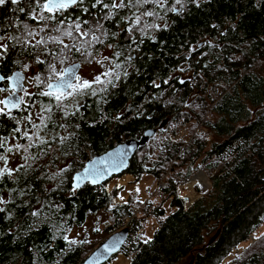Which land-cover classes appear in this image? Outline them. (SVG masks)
Returning a JSON list of instances; mask_svg holds the SVG:
<instances>
[{
	"label": "trees",
	"instance_id": "16d2710c",
	"mask_svg": "<svg viewBox=\"0 0 264 264\" xmlns=\"http://www.w3.org/2000/svg\"><path fill=\"white\" fill-rule=\"evenodd\" d=\"M94 2L84 0L62 16L57 14L65 20L59 26L61 31L80 22L81 32H89L81 36L73 28L71 37L62 36L72 46L64 52L59 51L62 45L51 41L44 51L43 45L32 47L9 39L25 35L24 24L27 31L39 33L29 38L33 45L42 37L60 35L50 30L57 26L55 21L40 32L44 22L16 10L36 9L38 16L35 0H21L18 5L7 0L0 6V36L5 37L0 44L8 45L7 53L0 57L4 81L20 70L26 78L39 74L48 83L49 63L59 70L79 62L81 69V63L105 52L113 70L120 73L119 80L115 71L107 78L113 80L114 88L109 84L101 93L104 85L96 84V96L65 101L64 110L70 112L77 103L82 105L75 117L64 118L54 100L37 94L41 91L32 95L40 108L52 107L51 113L38 107L43 117H51L45 120L48 127L41 126L39 133L47 137L49 145L35 142L37 146L27 152L19 150L25 154L13 168L19 171L0 180V197L7 202L0 203L4 209L0 212V264H79L103 238H71L75 229L101 210L108 214L105 236L125 224L134 205L141 202L138 198L135 201L126 194L124 186L108 191L105 182L96 186L85 183L75 189L72 176L89 157L139 138L150 129L155 133L136 150L124 173L132 174L139 185L149 177L155 185L162 179L165 186H154L143 196L139 189L141 198L155 194L145 202L138 219H131L130 227H143L151 219L155 226L144 238L143 229L132 260L125 264H222L235 246L248 244L250 234L256 242L246 245L237 264H264V237L256 234L264 223V0H180L178 4L166 0L163 7L147 4L139 11L133 7L111 9L116 14L112 20L102 19L109 9H91ZM104 2L111 4L112 0ZM86 7L89 13L81 10ZM173 7L176 12L169 10ZM145 10L155 15L142 16L140 27H160L146 28V34L134 31L133 42L125 30L134 21L133 13L140 15ZM115 52L122 55L117 57ZM37 56L45 63H36ZM117 63L120 69H115ZM38 87L46 90L45 84ZM17 119L28 124L17 109L10 116L0 115L4 142L0 155L16 144L30 143L13 131ZM38 122L40 125L41 120ZM184 126L197 132L189 145L187 132L180 133ZM180 135V142L175 143L173 137ZM59 137L68 139L61 143ZM183 147L186 150L180 153ZM197 168L206 174L212 188L187 204L178 192L179 185ZM119 196L123 202L114 203ZM33 211L39 215L32 216ZM147 238L150 242L145 244ZM72 240L77 243L70 244Z\"/></svg>",
	"mask_w": 264,
	"mask_h": 264
},
{
	"label": "snow or ice",
	"instance_id": "6c2138e0",
	"mask_svg": "<svg viewBox=\"0 0 264 264\" xmlns=\"http://www.w3.org/2000/svg\"><path fill=\"white\" fill-rule=\"evenodd\" d=\"M164 2H166V0H112L111 4L105 3L104 0H95L94 3L91 4V9H95L97 8V6H100L101 10L104 9H109V11L107 13H105V15L102 17V19H107V20H112L115 18V13L111 11V9H123V8H128V7H133L136 8L137 11H139V8L144 7V5L147 4H153V5H159L161 7H163ZM7 3V0H0V6L5 5ZM11 3L14 5H18L21 3V0H11ZM84 3V0H43V2L41 3V0H35V4L37 6V8L39 9V15L37 16L36 14V9H29L26 12L25 8H17V11H20L22 13H25L26 15L29 16V18L36 20L38 22L42 21L44 22V26L40 28V32L45 31L46 28L49 27V22L51 21H55L56 22V27L51 28L50 30L53 32H57L60 33V35H54V36H49L47 40H45L43 37L41 39L35 40V44L33 45L31 43V40L29 39L34 38L35 35H38L39 33L35 32V31H27L28 29V25L24 24L23 27L25 29L26 34L25 35H21V36H17V37H9V39H14L16 41V44H21V45H31L32 47H39L41 45L44 46V51H48L47 49V44L49 41H51L53 44L56 45H62L63 47L60 48V52H64L65 50L70 49V45L65 44L63 39L61 38L62 36H68L71 37L73 35V31L72 29L74 28V30L79 33L81 36H88L89 32H81V24L80 22H73L72 24H69L67 26V28L64 31H61V28L59 27L60 25H64L65 24V20L64 19H58L57 18V14H60L61 16L63 15L64 12L68 11L71 8H75L78 5H82ZM176 3H180V0H176ZM84 13H89L90 12V8H82L81 9ZM170 11L176 12L177 9L176 8H171L169 9ZM45 13H47V15H45ZM155 13L153 11H147L145 10L143 13H141L140 15H136V13H133V17H134V21L132 23L131 26H129L125 31L129 34V38L133 39L134 41V37H132V33L134 31H140L142 34H146L145 33V29L146 28H156L159 29V25H149V24H144L143 27H140L141 23H142V16H154ZM124 19V18H121ZM128 19H132V18H128ZM83 23L87 24L88 21H83ZM98 26L102 27V25ZM165 27H167V25H165ZM113 35H118V33H113ZM93 40L98 39L97 37L93 36L92 37ZM5 37L4 36H0V41L4 40ZM102 42V41H101ZM13 47H15V45H13ZM111 47V45H110ZM0 49H3L2 52H0V57H3L7 51H8V45L7 44H0ZM76 51H80V49H76ZM49 55H52L51 52H49ZM86 55H91L90 53H86ZM115 56L119 57L122 55L121 52H115L114 53ZM105 59H108L107 57H105ZM129 60L133 59V57H128ZM63 60H60V63H63ZM17 63H19V61H17ZM36 63L38 64H44L45 61L41 60L39 58V56L36 57ZM97 63H103L102 61H97ZM28 65H24V68L27 69ZM48 67V71H49V75L46 77V79L48 80V83L46 84V90L45 91H41L39 93H37L40 96H44V97H49L52 100H54L56 102V107L58 109L61 110L62 112V116L64 118H68V117H75L80 113V108L82 107V105L78 104L75 107L74 111H66L64 110V102L69 100L70 98H75L76 96H84V95H91V96H96L97 95V91L93 88V85L96 84H100V85H104V87L100 88V92L104 93L107 91V86L110 84L113 88L116 86L115 83L113 82L112 79H102V77H111L114 73L115 70L110 69L108 71H105L99 75H96L91 81L90 80H86V79H82V77H80L79 75H77V71H78V65L77 64H72L70 67L68 68H64L62 70H57V66L55 64H51L49 63L47 65ZM121 68V64L117 63L115 64V69H120ZM183 71V69H181ZM123 75L125 77L128 76L127 72H124ZM4 77L0 76V80H3ZM8 79H13V77H8ZM15 79L17 82H19L21 79H23L22 74L21 73H16L15 74ZM115 79L119 80L120 79V73L118 71H115ZM34 80L36 81L37 85H44L45 81L41 79L40 75L37 74L34 77ZM168 81H164V83H167ZM181 83H183V81H181ZM154 87L159 88L160 85L155 84V82H153ZM2 90V89H0ZM16 89H13V93L15 94ZM25 95H32L31 93H27L25 92ZM23 103V97H18V102H12L11 100L8 101H3L0 100V104H5L6 106L10 104L11 108H19L20 104ZM42 111H46L48 113H51L52 111V107L51 105H49L46 108H43ZM0 115H9L10 113H5L3 108H0ZM12 119H15L14 117H11ZM24 119H26L32 126V128L36 129L35 132H33L32 134H29L28 131H25L22 133L23 138H26L28 141H30V143L27 144V146L25 145H21V144H16L13 147H9L6 149L7 152H12L13 148H15V150L19 151L21 149H23L25 152L28 151L29 148H32L34 146H37L35 144L34 141V137L38 140L39 145L40 146H45V145H49V141L45 140L43 137L40 136V128L41 126H43L44 128H47L48 125L45 123V120H50L51 117H40L41 120V124L37 125L35 123H32V116L28 115L27 117H25ZM117 120L120 119L119 116L116 117ZM54 123V122H53ZM60 127H64L63 124L60 125ZM76 127H79V125H76ZM16 133H19L21 130L19 127L15 128L13 130ZM55 139V138H54ZM60 142L64 143L65 140L68 139V137H59ZM4 147V142L2 139H0V148ZM25 160L28 159L27 156L24 157ZM35 158V157H34ZM0 160L4 161L5 163V167L4 168H0V180H2L5 176L11 177L14 171H19V168L17 169H12L7 167V162H8V158L5 155H0ZM19 167H25V165H20ZM30 167V165H29ZM67 169H63L62 171H66ZM87 171V170H86ZM76 180L79 181L80 177L79 175L76 177ZM95 182V181H94ZM79 186V184H77V187ZM21 195H23V192L20 193ZM0 203H7L6 201L3 200V197H0ZM4 209L0 208V212H3ZM32 216H37L39 215V213L37 211H33L31 213ZM96 231H99V229H96ZM65 240H67L68 238L65 236L64 237ZM259 239V238H257ZM87 241H81L80 243H85ZM150 242V238H147L144 240V243L147 244ZM70 244H75L77 243V241L72 240L69 241ZM107 248V246H106ZM108 251H114L115 250V246H113L112 248H107Z\"/></svg>",
	"mask_w": 264,
	"mask_h": 264
},
{
	"label": "rangeland",
	"instance_id": "374dc122",
	"mask_svg": "<svg viewBox=\"0 0 264 264\" xmlns=\"http://www.w3.org/2000/svg\"><path fill=\"white\" fill-rule=\"evenodd\" d=\"M107 55H108V52H105V53L98 55L96 58L89 61L88 63H83V64L81 63V69H80L78 75L80 77H82V79H86V80L91 81L96 75H99L105 71L113 69L112 62L110 60L108 61L107 59H105V57H107ZM97 61H102L103 63L102 64L97 63ZM64 66H62L59 70H62L64 68ZM107 78H109V77H102V79H107ZM46 84L47 83H45V86H46ZM38 86L39 85H37L36 81L34 80V77L31 75H29V76L27 75V78L24 82V88L19 93V96L23 97V103L20 104L19 108L14 109V110H16V109L19 110L23 114V118L27 117L28 115H31L32 116V123H35L37 125L39 124L38 121H39V119L43 113L41 112L42 108H40L35 101L33 102L34 98L32 97V95L34 93L39 92V91H43V89H40ZM25 92L31 93L32 95H25ZM8 93H9L8 90H6V91L0 90V100H3V98H5V96L8 95ZM0 108H3L5 112L9 113L2 104H0ZM10 114H12V112H10ZM15 124H16L15 128L19 127L21 130L19 133H17V134H19V137H23L22 133L25 131H28L29 134H32L33 132L36 131V129L32 128V126L29 122H28V124H26V123H23L22 121H20V119L19 120L17 119ZM183 132H187V134H186L188 136L187 144L189 145L191 143L192 138L196 136L197 132H195V130L190 128V127L186 128L185 126H184V128H182L180 130V133H183ZM40 136L43 137L45 140H47L46 136H44V135H40ZM159 136H160V134H159ZM164 136H167V135H164ZM180 137H181V135L179 137H173V141L175 143H179ZM33 139L35 142H38V140L35 137ZM158 141L161 144H163L162 141L160 140V138L158 139ZM112 147H110V148H112ZM158 150L159 149H157L156 151H158ZM101 153H103V152H101ZM101 153H99V154H101ZM23 155H25V154L15 150V149H13L12 152H8L5 155L8 158L7 167L13 169L14 166L20 161L19 157L23 156ZM191 163H192V161H191ZM61 164H63V163H61ZM199 164H201V160H200ZM4 167H5L4 161L0 160V168H4ZM124 172H125V170L122 171L120 174H112L108 178H106L104 180V182L106 183L104 185V188H106L108 191H110L113 187L121 189L124 186L126 194L130 193L133 196V199L135 201H137V198L139 199V201H141L138 205L135 204L136 202L134 203L135 204L134 206L136 207V209H138L140 207L141 203L147 198V197L141 198L140 193H139V189H141V195L142 196L146 195V194L148 195V189L151 191L154 189V186H156V185L154 183H152V179L149 177L146 179H143L141 181L140 185L138 184V182L134 183V176L132 174H126ZM196 176H199V178L194 179ZM206 177H207L206 174L200 168H197L196 171L193 173V175L191 177H189V179L182 182V185L184 188H183V191H181V192L178 191L180 196L187 198L188 201H191L194 198L196 199V198L202 196L204 194L203 192H205L206 190H210L212 188L210 180ZM204 178H205V180H204ZM193 181H196V182L194 183ZM137 184H138L139 188L136 187ZM130 186H131V188H128ZM198 192H199V194H197ZM184 194H188L187 197ZM117 201L123 202L122 196L115 198L114 203H120ZM107 222H108V214L105 210H101L97 214L90 216L88 221L86 222L85 226H83L82 228L75 229L70 234V237L71 238L87 237L90 239H93V238H97V239L101 238L102 239L103 238V240H104L107 237V236H105L106 233L104 231V228H105ZM153 226H155V222L153 219H151L150 221L143 224L142 228L143 229L145 228L143 238L150 235V228L152 229ZM93 228L99 229V231H97V233L93 234L92 233ZM101 230H103V231H101ZM257 232L258 233H256V234L260 235L261 237H264V223L262 224V226L259 228V230ZM254 242H256V240ZM246 245H248V244H245V242H243V243L239 244V246H240L239 249L241 248L240 250H238V251L231 250L229 256L227 257V259L225 261L222 262V264H237L238 260L242 257L243 253L245 252V250L248 247ZM132 258H133V256L132 257L129 255L125 256L120 251L119 253H117L115 255L114 259H110L103 264H125L126 260L130 261V260H132Z\"/></svg>",
	"mask_w": 264,
	"mask_h": 264
},
{
	"label": "water",
	"instance_id": "95a60500",
	"mask_svg": "<svg viewBox=\"0 0 264 264\" xmlns=\"http://www.w3.org/2000/svg\"><path fill=\"white\" fill-rule=\"evenodd\" d=\"M72 64L78 65V71L80 69L79 62H73L67 65L65 68L70 67ZM77 71V74H78ZM21 73L23 79L19 82L15 79V74ZM0 76L1 73H0ZM9 77L13 79H8L7 81L0 80V89L5 90L7 87L12 90L15 88V94L11 92L3 98V101L11 100L12 102H18L19 93L24 88V82L26 80V74L20 70L12 72ZM7 111H13L15 108H11L10 104H2ZM163 125V124H162ZM155 133V129H150L145 131L139 138H130L122 141L107 151L97 154L89 159H87L83 167L75 172L72 176L71 185L73 188L77 189L83 186L85 183L91 185H100L104 183V180L112 174H120L122 171L126 170L129 164V160L134 155L136 150L145 145L148 139ZM87 170V171H86ZM79 175L80 180L77 181L76 177ZM95 181V182H94ZM77 184L79 186L77 187ZM127 228H123L119 231L113 232L105 240L102 241L93 251H91L79 264H103L110 260L111 257L120 251L122 245L126 240ZM112 248L115 246L114 251H108L107 248Z\"/></svg>",
	"mask_w": 264,
	"mask_h": 264
},
{
	"label": "built area",
	"instance_id": "2783aa9c",
	"mask_svg": "<svg viewBox=\"0 0 264 264\" xmlns=\"http://www.w3.org/2000/svg\"><path fill=\"white\" fill-rule=\"evenodd\" d=\"M164 136V135H163ZM179 137V136H178ZM163 140H167L166 138H164ZM188 148V147H187ZM186 150V147H183L181 149V152L180 153H183L184 151ZM194 183L196 181H193ZM165 186L163 180L161 179L157 185H156V189H161ZM183 185L182 183L179 185V189L178 191L181 192L183 191ZM155 193H152V195L148 196L143 202L142 204L140 205V207L138 209L136 208H133L132 209V214H131V217L128 219L127 222H125V224L121 225L119 228H117L115 230L116 231H119L123 228H127L128 231H127V240L124 242V244L122 245L121 247V253H123L125 256L129 255V256H133V248L134 246H136L138 243H139V240H140V237H141V234L143 232V228L141 227V225H135V227H130V221L132 218H136L138 219V216H139V213L140 211L142 210V207L144 206L145 202L147 200H149L151 198V196H153ZM186 197L188 194H184ZM195 199V198H194ZM193 199V200H194ZM193 200L191 201H188L187 204H189L190 202H192ZM256 240L255 236L253 234H250L249 237H248V244H252L254 241ZM240 246H235L232 250L233 251H238L240 250L239 249ZM120 252V251H119Z\"/></svg>",
	"mask_w": 264,
	"mask_h": 264
},
{
	"label": "flooded vegetation",
	"instance_id": "af4514ba",
	"mask_svg": "<svg viewBox=\"0 0 264 264\" xmlns=\"http://www.w3.org/2000/svg\"><path fill=\"white\" fill-rule=\"evenodd\" d=\"M6 90H8L9 91V93L8 94H10L11 92H13V90L11 89V88H9V87H7L5 90H1V91H6ZM14 111V110H13ZM12 112V111H11ZM127 236V235H126ZM126 240H127V237H126ZM125 240V241H126Z\"/></svg>",
	"mask_w": 264,
	"mask_h": 264
},
{
	"label": "bare ground",
	"instance_id": "6f19581e",
	"mask_svg": "<svg viewBox=\"0 0 264 264\" xmlns=\"http://www.w3.org/2000/svg\"><path fill=\"white\" fill-rule=\"evenodd\" d=\"M198 178H199V176H196L194 179H198ZM204 180H205V178H204ZM204 180H203V181H204ZM188 183H189V182H188ZM204 186H205V185H204Z\"/></svg>",
	"mask_w": 264,
	"mask_h": 264
}]
</instances>
